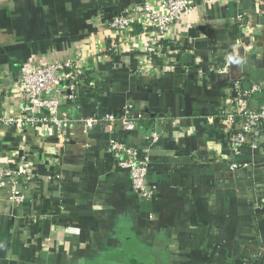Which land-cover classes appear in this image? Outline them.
<instances>
[{"label": "crops", "instance_id": "0c3cea01", "mask_svg": "<svg viewBox=\"0 0 264 264\" xmlns=\"http://www.w3.org/2000/svg\"><path fill=\"white\" fill-rule=\"evenodd\" d=\"M142 1L0 0V112L23 105L12 85L25 61L77 58L85 71L61 108L64 144L0 126V165L26 154L34 168L21 206L0 205V264H264V150L244 148L246 168L231 171L220 120L241 76L261 84L249 107L264 103V0H194L149 62L150 31L135 23L117 35L107 24ZM127 106L145 131L161 132L149 148L157 192L146 202L107 154L109 136L78 122ZM144 133L126 141L144 152Z\"/></svg>", "mask_w": 264, "mask_h": 264}, {"label": "built area", "instance_id": "2783aa9c", "mask_svg": "<svg viewBox=\"0 0 264 264\" xmlns=\"http://www.w3.org/2000/svg\"><path fill=\"white\" fill-rule=\"evenodd\" d=\"M208 3L214 0H207ZM197 3L194 0H143L126 6L107 20V24L117 35L128 34L133 24H140L152 33L144 48V61L157 54L160 41L165 40L174 23L191 17ZM238 16L237 21L241 22ZM115 46L112 45L110 50ZM18 79L12 87L22 95L23 105L15 111L0 112V126L12 127L20 132L31 129L45 138H53L56 143L66 142L64 131L70 120L61 108L74 101L78 86L82 85L85 71L80 60L66 59L39 63L30 59L24 62ZM220 120L228 134L231 171L246 168L238 161L244 148L264 150V103L251 108L249 99L261 90V84L243 89L240 82H232L226 88ZM140 113L127 106L123 114L116 117L105 114L101 117H86L78 120L84 133L100 128L108 135L106 152L115 167L129 173L131 191L140 200L150 201L157 189L149 179V148L156 144L161 132L153 130L143 139L147 144L144 152L126 141L135 138ZM115 128L122 133L121 138L114 136ZM14 167L0 165V205L19 207L25 200L24 185L34 177V168L26 154H16ZM235 159L237 161H235ZM46 214V213H45ZM45 214L43 217L45 218ZM48 215H51L48 212ZM150 218V217H149Z\"/></svg>", "mask_w": 264, "mask_h": 264}, {"label": "trees", "instance_id": "16d2710c", "mask_svg": "<svg viewBox=\"0 0 264 264\" xmlns=\"http://www.w3.org/2000/svg\"><path fill=\"white\" fill-rule=\"evenodd\" d=\"M239 28H240L239 25L235 26V33H236L237 30H239ZM160 44H162V45H166V41H165V40H162V41H160ZM245 80H246V78H245L244 76H241L240 78H238V79L235 80V81H236V82H240V83H241V87H242V86H243V82H244ZM235 81H234V82H235ZM231 82H232V81H231ZM242 88H243V87H242ZM254 96H255V95H254ZM254 96L252 95V97H254ZM66 106H67V105H66ZM66 106H64V107H66ZM142 121H143L142 119L139 121L137 132H138V131H140V132L143 131V133L145 132L144 134H146V133H148V131H145V130H144L143 125H142V124H143Z\"/></svg>", "mask_w": 264, "mask_h": 264}, {"label": "water", "instance_id": "95a60500", "mask_svg": "<svg viewBox=\"0 0 264 264\" xmlns=\"http://www.w3.org/2000/svg\"><path fill=\"white\" fill-rule=\"evenodd\" d=\"M182 59L184 63H189L191 62V56L189 54H182ZM244 88H249V84H244L243 85Z\"/></svg>", "mask_w": 264, "mask_h": 264}, {"label": "clouds", "instance_id": "9594fccd", "mask_svg": "<svg viewBox=\"0 0 264 264\" xmlns=\"http://www.w3.org/2000/svg\"><path fill=\"white\" fill-rule=\"evenodd\" d=\"M231 59V58H230Z\"/></svg>", "mask_w": 264, "mask_h": 264}]
</instances>
